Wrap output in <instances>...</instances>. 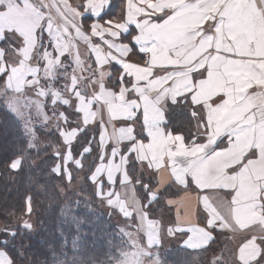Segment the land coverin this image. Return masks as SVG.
I'll use <instances>...</instances> for the list:
<instances>
[{
    "label": "crops",
    "instance_id": "0c3cea01",
    "mask_svg": "<svg viewBox=\"0 0 264 264\" xmlns=\"http://www.w3.org/2000/svg\"><path fill=\"white\" fill-rule=\"evenodd\" d=\"M39 1L57 9L64 34L85 50L99 73V91L92 99L96 117L91 120L90 112L87 119L77 95L76 103L67 105L76 108L82 122L101 126L108 139L107 163L116 164L115 154L119 158V150L137 141L130 147L129 162L139 150L140 166L156 176L160 192L170 186L178 192L167 198L174 218L171 238L181 234L182 247L200 250L213 242L216 228L240 242L235 264H264L259 262L264 256V121L255 113L259 103L264 105V0H228L222 8L226 21L210 19L224 0H216L208 11L198 6L201 0ZM160 7L173 16L163 27L155 23ZM44 8L36 0H0V41L14 34L31 50L38 30L53 26ZM164 34L175 55L149 56L145 41L159 47L152 37ZM63 49L55 68L69 57L70 49ZM2 60L0 75H6ZM159 64L173 67L156 68L157 78L151 72ZM75 81L81 84L80 78ZM182 98L198 117L201 136L215 139L212 148L204 150L205 142L194 150L182 134L167 129V107L179 105ZM177 155L182 159L175 160ZM0 264H12L2 249Z\"/></svg>",
    "mask_w": 264,
    "mask_h": 264
},
{
    "label": "trees",
    "instance_id": "16d2710c",
    "mask_svg": "<svg viewBox=\"0 0 264 264\" xmlns=\"http://www.w3.org/2000/svg\"><path fill=\"white\" fill-rule=\"evenodd\" d=\"M109 15L107 12L105 16ZM1 45L7 47L4 41ZM2 61L0 53V66ZM5 83L6 75L1 74L0 88ZM61 108L66 116V129L78 127L80 113L71 111L67 104ZM167 110V129L182 134L188 143L199 139L189 105L170 104ZM37 133L38 143L33 147L22 122L0 100V249L9 255L12 264H128L129 255L134 264H143L111 217L94 204L99 198L92 177L101 157L100 147L96 145L97 130L83 132L72 148L73 160L78 159L79 168L86 169L87 181L81 194L68 191L73 180L71 174L68 178L64 171H56L59 157L54 151L62 146L61 132L39 126ZM16 159H21V165L14 171L11 163ZM90 160V165L84 166ZM134 162L137 163L131 158L129 166L135 179L133 174L137 175L138 166L133 169ZM141 180L147 181L144 176ZM138 191L141 193V188ZM177 193L170 186L159 195L167 199ZM83 195L88 199L82 198ZM213 234V242L204 249H170L164 253L165 263L214 264L215 256L222 252L225 233L215 228Z\"/></svg>",
    "mask_w": 264,
    "mask_h": 264
},
{
    "label": "rangeland",
    "instance_id": "374dc122",
    "mask_svg": "<svg viewBox=\"0 0 264 264\" xmlns=\"http://www.w3.org/2000/svg\"><path fill=\"white\" fill-rule=\"evenodd\" d=\"M36 1L41 6L43 5V8L48 9L53 26L49 25V27L38 30L37 42L31 50L30 48L26 49L25 42L19 40L14 34L8 35L0 41V53L5 61L6 80L8 79L9 84L8 87L4 85L3 89L0 88V100H4L12 113L22 122L26 137L33 147H36L38 143L37 127L43 126L48 130L58 129L61 132L63 139L60 140V143L62 146L54 151V154L57 152L59 157L56 171H64L68 178L71 174L73 180L71 179V184L68 185L69 192L81 194L80 190L87 181L86 169L79 168L81 163L78 159L73 160L72 148L83 132L97 130L96 145L100 147L101 157L98 156L100 157L99 164L92 177V181H95L96 185L94 186L96 197L99 198V200L96 199V202L94 201V204H97L100 210L111 217L128 247L132 248L134 252L137 251L134 254L143 264H166L163 259L164 253L170 249L182 247L184 238L181 234L177 236L175 234V238H171L170 231L175 233L174 218L173 211L169 210L166 196L159 195L160 188L157 186L156 176L152 172L145 173L142 170L139 162L141 159L139 150L134 152L139 155L134 154L132 157L138 164L134 162V165L131 166L133 169L138 168L137 175L132 173L135 179L131 175L130 147L137 141L126 144L124 149L119 150L121 155L117 158L118 155L115 154L117 163L111 166L107 163L108 156H106L108 139L102 137L103 132L100 125L91 126L89 120L83 122L80 120L79 126L75 129H66V116L61 110L62 104L69 102L71 106L73 102L76 103L77 99L81 98L80 109L83 114L88 119V114L94 112L90 119L96 117L95 107L97 104L92 106L94 102L92 99L98 94L100 76L93 67L91 68L85 50L79 45L74 46L64 34L62 29L64 25L61 24L57 9L52 7L48 0V4ZM86 1L82 0L83 3ZM66 27L67 25H65V29ZM57 33L60 35L58 36ZM3 41L7 43V47L1 45ZM63 47L65 49L60 50L62 53L66 49H70L69 57L62 59L61 67L55 68L57 60L60 59L58 51ZM22 53L27 55L25 59L20 58ZM45 66L47 70L43 73ZM16 73L21 74L11 82L10 77ZM76 78H80L81 84L76 85ZM5 84L7 85V81ZM75 95L78 98H75ZM89 97H91L90 100ZM182 103H185V106L189 105V101L182 98L177 106H182ZM70 110L76 112V108ZM100 111L99 107L98 112ZM196 112L199 115L202 114L200 109H197ZM255 113L260 120L264 121V105L261 106L259 103ZM193 116L195 115L193 114ZM195 120L196 135L199 139H194L191 143L185 139L186 143L194 147V150L195 147L201 148L202 143L205 142L207 144L203 145L204 150L205 147H211L210 144L215 145V139L201 136L198 117L195 116ZM182 157V155L174 156L175 160L182 159ZM196 157L197 155L194 154L192 159ZM123 161H125V165L122 170ZM90 163L91 160L84 166H89ZM20 165L21 159H16L12 161L11 169L16 171ZM135 165L138 167L136 168ZM141 176L147 179L145 183L141 180ZM139 188H141V193L138 191ZM82 198L88 199L84 195ZM222 206L219 204L217 207ZM240 240H242L241 237ZM224 242L222 252L215 258H220L226 264H235L236 258L238 259L237 247L240 242L236 239L231 240V237L227 235H225ZM246 248H248V243ZM252 248L253 246L250 244L249 249ZM126 259L128 264H134L130 255ZM263 261L264 256L259 262ZM136 264L141 263L136 262Z\"/></svg>",
    "mask_w": 264,
    "mask_h": 264
},
{
    "label": "snow or ice",
    "instance_id": "6c2138e0",
    "mask_svg": "<svg viewBox=\"0 0 264 264\" xmlns=\"http://www.w3.org/2000/svg\"><path fill=\"white\" fill-rule=\"evenodd\" d=\"M188 0H185V3H187ZM216 0H201V4L198 5L199 7H202L205 11L211 10L212 6L215 4ZM228 4V0H224V4L221 5L220 7H217L214 11V13L212 14V16L210 17V19H212L213 21H216L217 16H220L222 20H227V15L222 11V8L225 7ZM167 11L166 7H160L158 9H156L157 12V17H156V21L155 23L157 25H160L161 27H163L169 20L173 19V16H166L164 13ZM173 12H175V10H173ZM205 23H207V19L205 20ZM202 27V25H201ZM152 39H156L157 40V44L159 45V47H157L156 45H152L151 44V39L145 41V43H148L150 46L147 49V54L149 56L154 55V54H158V53H163L164 55H167L169 52L173 53V56L175 55V49L174 47L169 46L168 44L165 43V39H166V34L158 36V37H152ZM134 43L136 42L135 40L133 41ZM141 54L144 55V52L141 51ZM169 58H173V57H169ZM148 60H145L144 63H148ZM173 67L172 65H168V64H159V65H154L151 75H155L157 76V78H160V74L157 73L155 71L156 68H164V69H169ZM166 74V73H165ZM169 81H164V84H168ZM166 122V121H165Z\"/></svg>",
    "mask_w": 264,
    "mask_h": 264
}]
</instances>
